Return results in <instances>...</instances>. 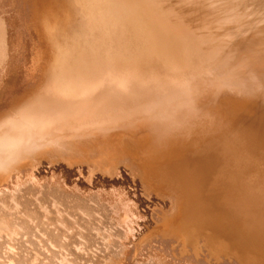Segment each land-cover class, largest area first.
<instances>
[{"label":"bare ground","instance_id":"bare-ground-1","mask_svg":"<svg viewBox=\"0 0 264 264\" xmlns=\"http://www.w3.org/2000/svg\"><path fill=\"white\" fill-rule=\"evenodd\" d=\"M0 88V264H264V0H0Z\"/></svg>","mask_w":264,"mask_h":264},{"label":"rangeland","instance_id":"rangeland-1","mask_svg":"<svg viewBox=\"0 0 264 264\" xmlns=\"http://www.w3.org/2000/svg\"><path fill=\"white\" fill-rule=\"evenodd\" d=\"M121 184L125 185V188L127 189V191L132 194V196L134 195L135 198L137 199L138 203H139V207L141 210L143 211H147L148 210V204L146 202V200L139 195V191L137 189V187L135 186V184L131 183L128 178L126 177L125 174H122L121 179L118 180ZM130 189V190H129ZM146 205V206H145ZM151 206V205H150ZM162 245L164 246V243H162Z\"/></svg>","mask_w":264,"mask_h":264},{"label":"snow or ice","instance_id":"snow-or-ice-1","mask_svg":"<svg viewBox=\"0 0 264 264\" xmlns=\"http://www.w3.org/2000/svg\"><path fill=\"white\" fill-rule=\"evenodd\" d=\"M14 94H9L6 89L0 88V114L3 113L4 109L10 104L14 103ZM124 171L123 169L121 170Z\"/></svg>","mask_w":264,"mask_h":264}]
</instances>
